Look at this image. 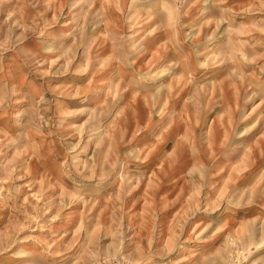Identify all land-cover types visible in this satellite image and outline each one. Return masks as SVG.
Listing matches in <instances>:
<instances>
[{
	"label": "rangeland",
	"instance_id": "374dc122",
	"mask_svg": "<svg viewBox=\"0 0 264 264\" xmlns=\"http://www.w3.org/2000/svg\"><path fill=\"white\" fill-rule=\"evenodd\" d=\"M0 264H264V0H0Z\"/></svg>",
	"mask_w": 264,
	"mask_h": 264
},
{
	"label": "bare ground",
	"instance_id": "6f19581e",
	"mask_svg": "<svg viewBox=\"0 0 264 264\" xmlns=\"http://www.w3.org/2000/svg\"><path fill=\"white\" fill-rule=\"evenodd\" d=\"M153 15V14H152Z\"/></svg>",
	"mask_w": 264,
	"mask_h": 264
}]
</instances>
